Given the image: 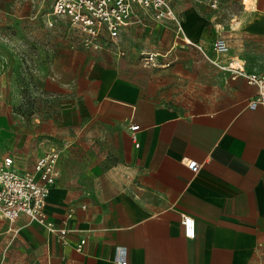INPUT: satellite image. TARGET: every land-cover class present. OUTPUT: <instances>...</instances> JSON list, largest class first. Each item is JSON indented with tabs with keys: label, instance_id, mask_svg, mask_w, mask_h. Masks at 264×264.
<instances>
[{
	"label": "crops",
	"instance_id": "1",
	"mask_svg": "<svg viewBox=\"0 0 264 264\" xmlns=\"http://www.w3.org/2000/svg\"><path fill=\"white\" fill-rule=\"evenodd\" d=\"M173 7L184 36L137 7L117 44L102 48L109 53L91 51L96 60L76 75L56 64L60 79L42 80L54 98L28 128L7 123L10 109L0 102V158L12 155L19 170H31L45 142L62 140L84 164L72 170L62 151L47 198L48 218L71 229L64 240L26 215L0 216L1 242L6 233L28 240L19 246L29 253L25 264H119V246L127 264L264 261V112L247 109L258 88L204 54L215 58L213 42L223 36L230 52L221 60L264 71L255 53L238 49L264 37V0H174ZM144 52L161 55L158 64H144ZM193 159L197 172L187 165ZM183 215L195 220L193 237Z\"/></svg>",
	"mask_w": 264,
	"mask_h": 264
},
{
	"label": "built area",
	"instance_id": "2",
	"mask_svg": "<svg viewBox=\"0 0 264 264\" xmlns=\"http://www.w3.org/2000/svg\"><path fill=\"white\" fill-rule=\"evenodd\" d=\"M173 1L53 0L50 15L67 18L71 25L80 32L82 44L86 48L96 50L110 48L117 44L122 29L133 22L137 7L150 11L152 17L159 22H173L177 32L184 36L182 18L175 12ZM212 5L216 6V1ZM140 21L142 20L137 18L134 22ZM213 51L216 54L215 58L205 52L204 54L216 66L231 72L233 77L244 76L249 83L257 86V93L249 99L247 109L254 111L261 107L264 112V71H247L244 66L234 65L232 61L221 60V56L230 52L228 41L223 36H218L214 40ZM160 59L161 55L155 52L143 53L141 58L146 65H157ZM170 64L171 61H167L162 65L169 66ZM130 128L135 131L139 125L134 124ZM133 139L136 141L135 135ZM61 154L62 150L53 146L36 159L33 169L25 171L18 169L12 155H2L0 158V216L14 222L21 215H26L30 221L38 222L48 232L56 234L61 240L65 239L71 229L65 222L62 226H57L48 218L45 209L51 188L59 175L58 163ZM187 165L194 172L200 169V164L194 159L188 160ZM73 211L72 208L67 218L73 215ZM182 223L185 234L193 237L195 234L194 218L183 215ZM84 243L85 238H82L77 248L81 250ZM114 259L119 264H127V248L119 246ZM260 264H264V261Z\"/></svg>",
	"mask_w": 264,
	"mask_h": 264
},
{
	"label": "rangeland",
	"instance_id": "3",
	"mask_svg": "<svg viewBox=\"0 0 264 264\" xmlns=\"http://www.w3.org/2000/svg\"><path fill=\"white\" fill-rule=\"evenodd\" d=\"M225 1L237 4V0ZM52 3L53 0H0V102L9 107L5 120L15 129L28 128L29 120L37 118L38 111L53 100L51 93L42 86V80L55 82L60 79L54 74L56 64L64 66L69 75H76L88 66L90 60H96L92 52H108L86 48L80 32L67 18L50 15ZM72 46L82 47L84 55L75 56L66 51ZM137 48L139 51L143 49L141 46ZM238 49L251 59L255 53L256 66L264 67V37L256 38V45L244 43ZM183 94L188 96L190 93ZM45 143L46 150L52 147ZM52 143L63 151V155L67 153L64 158L69 168L78 170L84 166L81 158L70 156L71 147H66V142L54 140ZM5 236L6 239L0 241V246H4L0 264H25L29 253L19 248L22 240L10 233ZM25 241L28 244V240Z\"/></svg>",
	"mask_w": 264,
	"mask_h": 264
},
{
	"label": "bare ground",
	"instance_id": "4",
	"mask_svg": "<svg viewBox=\"0 0 264 264\" xmlns=\"http://www.w3.org/2000/svg\"><path fill=\"white\" fill-rule=\"evenodd\" d=\"M191 41V40H190Z\"/></svg>",
	"mask_w": 264,
	"mask_h": 264
}]
</instances>
